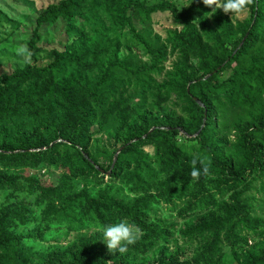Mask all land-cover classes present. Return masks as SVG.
<instances>
[{
  "label": "trees",
  "instance_id": "trees-1",
  "mask_svg": "<svg viewBox=\"0 0 264 264\" xmlns=\"http://www.w3.org/2000/svg\"><path fill=\"white\" fill-rule=\"evenodd\" d=\"M245 11L232 22L202 0H60L36 15L32 62L0 75V264H145L156 249V264H264V220L245 196L264 176V0ZM157 13L180 29L153 35ZM55 24L62 39L44 49ZM194 158L208 168L195 180ZM49 167L50 187L12 173ZM122 219L140 234L110 254L101 229ZM36 220L79 234L37 253L16 233Z\"/></svg>",
  "mask_w": 264,
  "mask_h": 264
},
{
  "label": "rangeland",
  "instance_id": "rangeland-1",
  "mask_svg": "<svg viewBox=\"0 0 264 264\" xmlns=\"http://www.w3.org/2000/svg\"><path fill=\"white\" fill-rule=\"evenodd\" d=\"M60 0H0V75L9 74L16 68H22L32 61L28 58L25 62L24 56L21 54V48L25 49V42L29 37V33L34 26V19L36 15L50 4H55ZM160 1H167L173 3L180 11L190 5L191 0H147L149 4L157 3ZM208 5L212 10L215 8V0H207ZM232 22H240L248 16V12H242L237 16L230 17L226 14ZM151 25L149 29L152 34L160 37L161 40L166 38V34L170 30L180 29L175 24L169 13H157L152 15ZM63 30L59 24L51 25L43 29V42L40 44L44 49H49L57 45L58 40L62 39ZM139 57L141 54L134 50ZM125 53V52H123ZM134 53V52H133ZM27 53H25L26 55ZM170 61V60H169ZM168 61V63H169ZM168 65V64H167ZM103 143H107V137L101 135ZM121 148H118V150ZM117 150V151H118ZM147 153H152L150 147L144 148ZM12 173L29 179H36L45 186H54L57 184L60 171L57 168H43V169H17ZM73 185L77 190H86L83 182L75 180ZM251 200L254 211L257 216L264 220V176L257 177L252 183L250 189L245 194ZM177 208L160 205L156 210V215L164 220L172 221V224L177 229H181L184 225L183 221L177 217ZM37 225H31L27 228H19L17 234L22 236L24 242L32 247L37 253L52 252L60 247H65L70 242L74 241L77 237L75 232H66L60 227L52 225H45L41 220H36ZM189 222L194 223V218L188 219ZM96 231L90 229L87 234ZM81 233H86L83 231ZM35 238L27 240L25 237L29 236ZM41 235L42 238H39ZM177 246L182 247L181 241L177 242ZM103 247L105 245L102 243ZM173 245L170 244L166 247L167 254L174 252ZM162 257L160 249L151 252L145 258V264H156L157 260Z\"/></svg>",
  "mask_w": 264,
  "mask_h": 264
},
{
  "label": "clouds",
  "instance_id": "clouds-1",
  "mask_svg": "<svg viewBox=\"0 0 264 264\" xmlns=\"http://www.w3.org/2000/svg\"><path fill=\"white\" fill-rule=\"evenodd\" d=\"M207 6V0H202ZM250 0H215V8L220 9L223 13L229 14L230 17L237 16L243 12ZM21 54L24 56L25 62L28 61L31 53L21 48ZM199 163L200 167L196 165ZM208 168L203 161L194 158L189 175L195 180L201 175H206ZM140 234V229L127 220H119L110 224H106L101 229L100 241L105 245L110 254L123 255L127 252L128 246L132 245Z\"/></svg>",
  "mask_w": 264,
  "mask_h": 264
},
{
  "label": "water",
  "instance_id": "water-1",
  "mask_svg": "<svg viewBox=\"0 0 264 264\" xmlns=\"http://www.w3.org/2000/svg\"><path fill=\"white\" fill-rule=\"evenodd\" d=\"M120 150H121V149H119V150L115 153V155H114V157H113V160L116 159V156H117V154L120 152Z\"/></svg>",
  "mask_w": 264,
  "mask_h": 264
}]
</instances>
